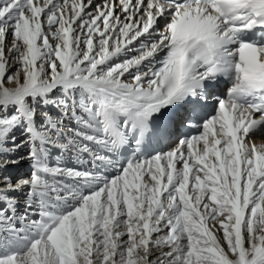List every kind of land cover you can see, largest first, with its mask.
<instances>
[{
	"label": "snow or ice",
	"instance_id": "snow-or-ice-1",
	"mask_svg": "<svg viewBox=\"0 0 264 264\" xmlns=\"http://www.w3.org/2000/svg\"><path fill=\"white\" fill-rule=\"evenodd\" d=\"M250 132L264 0H0V264H264Z\"/></svg>",
	"mask_w": 264,
	"mask_h": 264
},
{
	"label": "bare ground",
	"instance_id": "bare-ground-1",
	"mask_svg": "<svg viewBox=\"0 0 264 264\" xmlns=\"http://www.w3.org/2000/svg\"><path fill=\"white\" fill-rule=\"evenodd\" d=\"M6 86H11V85H6ZM22 153L25 151V150H27V151H29V147H28V145H27V143H25L20 149H19ZM16 155H17V157L16 158H20V157H23V159H19V162L18 163H15V164H12V163H9L8 165H7V167H6V169H8V171L9 170H11V172H9V173H13V178L11 179V182H16V181H18V180H22V179H25V178H27V177H24V178H22V177H20V178H17V176H15L14 177V173H17V171L15 172V170H16V167H17V169H20V171L21 172H25L26 170H27V163L29 162L28 160H29V156H28V153L26 154V155H20L21 153H19L18 154V152H16L15 153ZM64 158H66V157H64V156H61L60 155V153L57 151V150H53V152H52V155H51V157H50V166H52V162H56V163H59L60 161H62ZM72 164H74V165H79L76 161H72ZM53 166H55V165H53ZM57 166H59V165H57ZM80 166V165H79ZM0 177H3L2 176V174H1V171H0ZM5 177V176H4Z\"/></svg>",
	"mask_w": 264,
	"mask_h": 264
},
{
	"label": "rangeland",
	"instance_id": "rangeland-1",
	"mask_svg": "<svg viewBox=\"0 0 264 264\" xmlns=\"http://www.w3.org/2000/svg\"><path fill=\"white\" fill-rule=\"evenodd\" d=\"M26 151H27V150H25V151H24L23 153H21L20 155H22V156H23V155H26V154L28 153V152H26ZM25 152H26V154H25ZM28 161H29L28 163H30V158H29ZM28 163H27V164H28ZM26 168H27V167H26ZM9 172H11V170H9ZM14 183H15V182H14Z\"/></svg>",
	"mask_w": 264,
	"mask_h": 264
}]
</instances>
